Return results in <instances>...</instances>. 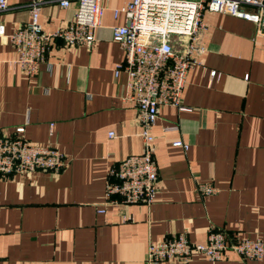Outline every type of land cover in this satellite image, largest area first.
Segmentation results:
<instances>
[{"label": "crops", "instance_id": "0c3cea01", "mask_svg": "<svg viewBox=\"0 0 264 264\" xmlns=\"http://www.w3.org/2000/svg\"><path fill=\"white\" fill-rule=\"evenodd\" d=\"M131 0H103L91 48L53 44L35 76L13 62L17 48L0 38V132L25 127L32 143L58 148L60 173L0 174V264H148V246L181 232L194 244L212 226L264 242V36L256 25L226 13H204L197 34L204 50L187 78L186 109L161 108L153 126L159 168L152 205L112 202L111 169L144 150L137 108L125 100L126 52L113 39L126 23L115 9ZM31 0H9L0 25L12 33L31 20ZM75 7L45 4L44 30L67 27ZM215 72V75H214ZM110 132H114L110 136ZM181 140L184 146H175ZM200 183L217 192L203 195ZM120 199V198H119ZM264 264L235 251L219 261L194 253L189 262Z\"/></svg>", "mask_w": 264, "mask_h": 264}, {"label": "built area", "instance_id": "2783aa9c", "mask_svg": "<svg viewBox=\"0 0 264 264\" xmlns=\"http://www.w3.org/2000/svg\"><path fill=\"white\" fill-rule=\"evenodd\" d=\"M51 1L54 0H31L28 4L31 20L12 33L0 25V38H8L19 52L13 66L31 77L39 73L57 39H62L68 47L91 48L105 10L103 0H55L65 8L74 6V17L65 28L46 31L40 16L43 6ZM9 9V0H0V12ZM206 11L251 21L256 25L257 35L264 36V0H131L115 9V16L124 13L126 18V23L114 27L113 32V39L126 52L125 63L117 67L116 75L122 70L127 73L125 100L137 108L144 150L111 169L107 196L120 198L112 202L152 205L155 201L159 168L153 126L162 107L186 109L183 94L190 70L199 63L197 53L204 50L197 42V34L206 29ZM24 133V126L17 127L13 133L0 132V174L38 170L60 173L65 169L68 160L63 152L34 144ZM174 145L187 148L181 140ZM197 189L203 195L217 192L211 183H200ZM228 251H235L244 259L262 260L264 242L260 238L233 236L212 226L204 243H192L186 232L150 243L147 261L148 264L171 259L189 262L197 252L211 261H219Z\"/></svg>", "mask_w": 264, "mask_h": 264}]
</instances>
